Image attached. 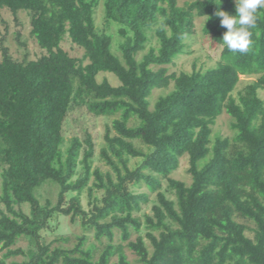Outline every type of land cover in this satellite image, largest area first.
<instances>
[{
    "label": "trees",
    "instance_id": "1",
    "mask_svg": "<svg viewBox=\"0 0 264 264\" xmlns=\"http://www.w3.org/2000/svg\"><path fill=\"white\" fill-rule=\"evenodd\" d=\"M216 3L0 0V15L7 10L21 25L20 14L28 15L30 34L44 51L36 59L28 53L15 58L2 21L0 264L16 255L25 258L10 264H135L126 247L137 264H264V9L251 29L249 50L233 53L222 41L228 30L215 15ZM99 6L102 29L96 24ZM221 8L236 14L235 0H223ZM197 17H206L204 34L222 46L220 60L168 73L167 65L186 52ZM112 25L119 38L108 32ZM16 38L26 44L20 31ZM65 39L83 55H71ZM101 72L113 73L120 84L99 81ZM242 74L256 79L235 95ZM172 84L151 101L155 89ZM83 107L112 117L100 149L110 169L94 165L96 143L88 129L64 146L65 122ZM224 112L234 134L213 139ZM185 155L189 184L172 176ZM131 158L138 159L134 165ZM47 183L59 186L56 203L41 202L38 192ZM150 192L156 202L142 218L137 213ZM59 215L79 221L84 233L48 240L45 231L54 230ZM92 231L96 241H89ZM118 234L126 245L116 242ZM22 238L28 248H15Z\"/></svg>",
    "mask_w": 264,
    "mask_h": 264
},
{
    "label": "rangeland",
    "instance_id": "2",
    "mask_svg": "<svg viewBox=\"0 0 264 264\" xmlns=\"http://www.w3.org/2000/svg\"><path fill=\"white\" fill-rule=\"evenodd\" d=\"M185 0H180V4H183ZM6 20L9 25V31L7 32V38L5 41V45L9 47L10 52L13 54L15 58L22 59L25 55V53L29 54V57L31 59L38 58L44 51L39 46L36 39L30 34V25L28 20V15L24 12L20 14V20H23L24 25H21L19 22L14 20L13 15L7 11L3 10L0 15V29L2 32H6V24L2 21ZM206 22V17H197L196 18V32L193 34V36L189 37L187 39L188 45L186 48V52L178 55L174 59V63L167 65L169 68L168 73L172 72H181V71H191L193 69V65L196 62L198 66L205 65L212 66L216 64L220 60L222 46L216 43L210 36H207L203 32V27ZM96 24L102 29L105 27V19H104V10L102 6H99L97 13H96ZM21 32V40L25 42L26 44L22 45L17 40V32ZM108 32H112L113 35L116 38H119L115 32L116 27L112 25ZM152 44L156 45L157 40L153 39ZM62 46L70 52L73 56L81 57L83 55V49L74 45L69 39H65L62 43ZM149 48V46H148ZM147 48V50H148ZM117 53H120V51L116 50V45L114 49ZM146 50V51H147ZM1 48H0V57H1ZM142 53L139 55V58H141ZM155 66V65H153ZM104 78H107L113 85H119L120 81L119 79L110 72H101L98 75V80L102 81ZM241 81L239 85L237 86L234 94L237 95L238 91L241 90L248 82L256 79L255 75H244L242 74L240 76ZM173 88V84L170 88L167 89H155L152 96L151 101L155 102L156 99L161 94L168 93ZM261 96L264 98V89L261 90ZM232 117L224 112L222 115H220L216 121V124L213 126V139L218 136H229L232 137L234 134V131L231 127ZM112 125V117H106V116H94L91 113L87 111L85 107L83 108H77L69 114L65 125H64V137H65V143L64 146L68 145L70 140L73 136H79L84 137L86 129L89 130V132L92 134L94 141L96 143V149H95V158H94V165L100 166L103 170L110 169V166L106 161L102 158H100V149L101 146L104 144V135L106 132V126ZM115 132V131H113ZM138 144V143H137ZM138 159L137 158H131L130 164L134 165ZM189 157L187 155L181 157L180 164L178 168L172 173V176L175 178L184 180L186 183H191L192 176L189 173ZM167 182L164 181V185L166 186ZM141 190L148 191V188L146 186L142 187ZM59 191V186L54 183H47L45 184L40 190H39V196L41 199V202L45 204L47 199H50L53 203H56L57 201V194ZM101 193V192H100ZM168 195L172 198H174V194L171 192H168ZM150 199L147 203H142V209L137 214L140 215L143 218V215L145 213L152 214V206L156 202V193L150 192L149 193ZM81 201L83 204V207L85 209H90L91 205L88 203L89 198L87 196V192H83L81 195ZM2 206V205H1ZM25 210L29 212V207L26 206ZM59 222V223H58ZM58 224L57 226L54 225V230L45 231V235L47 236L48 240H53L60 234H66V235H76V234H82L84 233V230L80 224L79 221L72 222L70 217H66L63 215H59L58 221L55 223ZM146 228L143 227L141 233L145 235ZM250 235L252 233L248 232ZM138 233H134L131 237V239H135ZM89 241H96L93 231L88 232ZM147 245L149 246L150 250L151 244L149 239L146 237ZM75 236L72 237V242L75 241ZM116 242L117 243H124L127 244V241H122L120 238V235L118 234L116 236ZM71 241L68 243V245H71ZM29 246V243L26 239L22 238L20 239L17 244L14 246L22 247L24 249H27ZM5 250H0V257L3 256V253ZM126 253L129 256V259L133 261V263L137 264V256L135 253H133L128 247H126ZM25 257L23 255H16L11 256L7 258V263L10 264L13 260L21 262Z\"/></svg>",
    "mask_w": 264,
    "mask_h": 264
},
{
    "label": "clouds",
    "instance_id": "3",
    "mask_svg": "<svg viewBox=\"0 0 264 264\" xmlns=\"http://www.w3.org/2000/svg\"><path fill=\"white\" fill-rule=\"evenodd\" d=\"M222 3L223 0L216 3L217 11L215 13L218 18H221V27L228 30L222 41L229 51L245 53L251 46V29L256 26L258 11L264 9V0H235V15L222 10Z\"/></svg>",
    "mask_w": 264,
    "mask_h": 264
}]
</instances>
